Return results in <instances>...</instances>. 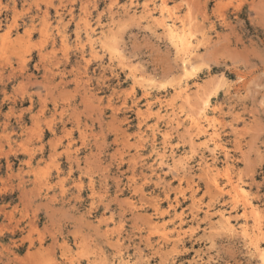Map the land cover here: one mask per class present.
Instances as JSON below:
<instances>
[{"label": "rangeland", "instance_id": "rangeland-1", "mask_svg": "<svg viewBox=\"0 0 264 264\" xmlns=\"http://www.w3.org/2000/svg\"><path fill=\"white\" fill-rule=\"evenodd\" d=\"M162 22L190 41L187 69ZM205 103L213 142L188 122ZM259 252L264 0H0V264Z\"/></svg>", "mask_w": 264, "mask_h": 264}, {"label": "bare ground", "instance_id": "bare-ground-1", "mask_svg": "<svg viewBox=\"0 0 264 264\" xmlns=\"http://www.w3.org/2000/svg\"><path fill=\"white\" fill-rule=\"evenodd\" d=\"M163 9V8H162ZM161 11V10H160ZM162 12V11H161ZM162 14V13H161ZM177 20V18H176ZM163 21V20H162ZM161 28L163 29L164 32H166V36L167 38L169 39V41L173 44V46L175 47L176 49V52L180 53L182 56H183V61H184V65H185V68L187 69V67L189 66L188 62H190V58H191V55L192 54H188L186 53V51H188V48L189 46L191 45L190 41L188 40L187 37H185V34L182 35V33H184V30L177 27L175 25V23H171V24H165L164 22H162L160 24ZM190 30V28H189ZM189 32V31H188ZM194 32V31H193ZM188 34V33H187ZM88 35V34H87ZM89 36V35H88ZM92 46V45H91ZM90 46V47H91ZM93 49V48H92ZM91 49V50H92ZM188 65V66H186ZM184 72V71H183ZM179 90V91H178ZM177 90L176 94L178 93L179 95L177 96H180L182 94H186V87L184 86V89L183 87H179V89ZM185 103V102H184ZM207 103V101H206ZM204 105V107H202V110H200V114H199V117L197 118H194V117H190L189 118V121L190 122V126L192 128V130L194 132H196V136H200V135H203V136H209L208 133H207V130L205 129V126L203 125V121H207L208 120V107L209 105L206 104ZM186 104V103H185ZM188 115V114H187ZM195 115V113H194ZM189 116V115H188ZM210 137V136H209ZM208 139L210 142H213V137L211 136L210 138H206ZM207 141V140H206ZM206 143V142H205ZM205 145H208V144H205ZM163 155V154H162ZM160 157V156H159ZM161 159V158H160ZM162 161V159H161ZM240 189V188H239ZM234 190V189H233ZM237 190V189H236ZM235 190V191H236ZM241 190V189H240ZM241 192V191H240ZM239 192V193H240ZM238 193V191H237ZM246 203V202H245ZM244 203V205H245ZM206 213V212H205ZM251 214V213H250ZM222 215V214H221ZM219 215V216H221ZM226 220V219H225ZM246 221V220H245ZM224 222V221H223ZM222 222V223H223ZM227 222V220H226ZM244 224V222H243ZM223 226L224 223H223ZM227 226V225H226ZM229 227V225L227 226ZM262 225L260 223V220L258 218H254L253 221H252V225L251 227H249L247 225V222L245 223L244 227L241 229L242 233H243V236L245 237V239L248 240V242L254 247V251L256 252V250L258 251L259 250V244H260V241H261V238L263 236L262 234ZM231 230V229H230ZM233 230V229H232ZM231 230V231H232ZM241 234V233H240ZM242 236V234H241ZM249 245V244H248ZM250 245V246H251ZM261 245V244H260ZM252 247V248H253ZM263 251V250H262ZM260 255H258L259 257L262 258V264L264 263V253L262 252H259ZM258 253V254H259ZM257 256V257H258ZM126 263V262H125Z\"/></svg>", "mask_w": 264, "mask_h": 264}]
</instances>
